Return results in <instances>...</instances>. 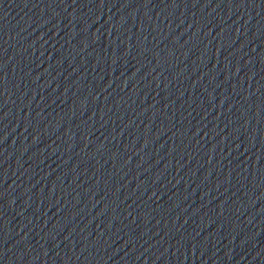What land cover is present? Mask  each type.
Wrapping results in <instances>:
<instances>
[{"label": "water", "instance_id": "95a60500", "mask_svg": "<svg viewBox=\"0 0 264 264\" xmlns=\"http://www.w3.org/2000/svg\"><path fill=\"white\" fill-rule=\"evenodd\" d=\"M264 198V0H0V264H247Z\"/></svg>", "mask_w": 264, "mask_h": 264}]
</instances>
